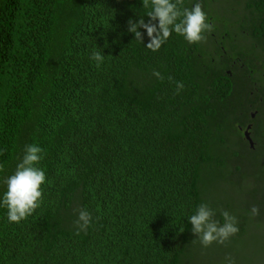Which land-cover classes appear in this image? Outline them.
<instances>
[{
  "label": "trees",
  "instance_id": "obj_1",
  "mask_svg": "<svg viewBox=\"0 0 264 264\" xmlns=\"http://www.w3.org/2000/svg\"><path fill=\"white\" fill-rule=\"evenodd\" d=\"M197 2L213 25L206 42L173 32L153 52L145 29L143 43L127 30L129 19L149 21L142 0H0V200L27 145L43 149L46 174L27 219L9 222L0 206V264L254 263L247 252L264 240V0L179 7ZM201 203L221 225L223 211L237 218L224 245L204 248L192 232ZM80 208L93 221L77 234Z\"/></svg>",
  "mask_w": 264,
  "mask_h": 264
},
{
  "label": "clouds",
  "instance_id": "obj_2",
  "mask_svg": "<svg viewBox=\"0 0 264 264\" xmlns=\"http://www.w3.org/2000/svg\"><path fill=\"white\" fill-rule=\"evenodd\" d=\"M184 0H142L144 8L151 10L146 16L149 21L145 23L143 18L138 21L128 20V31L135 34V39L143 43L142 33L138 30L143 28L149 37V42L145 46L153 52L158 51L173 32L182 35L190 43L206 42V33L213 31V25L207 22V15L202 9V4L197 2L194 6L183 8ZM158 20V26L153 21ZM91 59L96 61L99 67L103 62V55L94 51ZM153 75L163 80L164 77L154 71ZM171 81V77L168 78ZM183 83L176 82L177 94L183 90ZM43 149L37 145H27L16 171L11 176L4 179L7 190L0 200V206L6 207L9 222L19 223L27 219L33 212L40 207L42 203V185L46 182L45 171L37 165L43 159L41 155ZM4 170V165L0 164V171ZM77 219L74 221L77 234L86 231L92 224L93 217L91 213L80 208L75 210ZM253 216L259 215V208L253 206L251 209ZM216 210L210 207L208 203H201L194 215L189 217L192 225V232L198 237L200 244L204 247H210L213 243L224 245L232 236L239 232L238 220L228 211H223L224 223L221 225L216 219ZM192 242H195L193 240ZM227 264H235V260L226 257Z\"/></svg>",
  "mask_w": 264,
  "mask_h": 264
},
{
  "label": "rangeland",
  "instance_id": "obj_3",
  "mask_svg": "<svg viewBox=\"0 0 264 264\" xmlns=\"http://www.w3.org/2000/svg\"><path fill=\"white\" fill-rule=\"evenodd\" d=\"M247 141H248V143L250 144V140H249V138H245ZM251 145V144H250ZM228 194H230V192H228ZM227 194V195H228ZM230 197H231V199L233 200V201H235L236 203L237 202H240L241 201V198L240 197H237V196H234V195H230ZM257 239H259L258 241L259 242H262V252L261 253H256L255 255L253 254V251L252 250H248V252H247V255H248V258H251L253 261H254V263L253 264H264V240L262 239V238H260V236H258L257 237ZM251 246V248H254V244L253 243H251L250 245H249V247ZM251 261V260H250ZM245 264V263H244ZM246 264H248V263H246Z\"/></svg>",
  "mask_w": 264,
  "mask_h": 264
},
{
  "label": "water",
  "instance_id": "obj_4",
  "mask_svg": "<svg viewBox=\"0 0 264 264\" xmlns=\"http://www.w3.org/2000/svg\"><path fill=\"white\" fill-rule=\"evenodd\" d=\"M244 137H245V138H248V136H247V134H246V133H244Z\"/></svg>",
  "mask_w": 264,
  "mask_h": 264
}]
</instances>
